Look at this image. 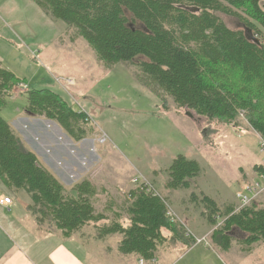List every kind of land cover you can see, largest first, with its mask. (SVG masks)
I'll list each match as a JSON object with an SVG mask.
<instances>
[{"label":"trees","instance_id":"16d2710c","mask_svg":"<svg viewBox=\"0 0 264 264\" xmlns=\"http://www.w3.org/2000/svg\"><path fill=\"white\" fill-rule=\"evenodd\" d=\"M34 2L53 20L66 25L73 33L72 41L83 39L106 69L119 63L136 67V79L161 98L163 109L184 110L224 130L242 129L237 119L244 113L248 126L244 129L264 139V38L258 28L264 30V0ZM218 13L236 18L242 28H228ZM18 85L25 84L0 67V111ZM26 96L28 116L53 122L75 143L90 134L85 115L57 94L32 90ZM253 167L264 174L262 165ZM167 173L166 189H188L200 167L196 161L178 156ZM0 183L28 195L27 210L39 236L56 234L68 240L92 226L99 237L120 235L118 251L144 261L154 260L165 241L193 246L166 217V200L147 187L128 191L117 208L107 203L104 212H111V219L98 212L93 201L99 190L93 184L84 180L66 189L1 116ZM203 202L210 210V227L216 226L215 216L223 218L221 228L208 237L211 245L228 251L233 229L245 236L237 242L246 251L264 242V208L254 203L239 210L229 206L220 214L212 200L204 197ZM104 221L107 223L99 227ZM44 226L50 230H42Z\"/></svg>","mask_w":264,"mask_h":264},{"label":"rangeland","instance_id":"374dc122","mask_svg":"<svg viewBox=\"0 0 264 264\" xmlns=\"http://www.w3.org/2000/svg\"><path fill=\"white\" fill-rule=\"evenodd\" d=\"M23 2L18 17L4 18L5 25L25 44L18 46L17 53L10 51L13 61L5 64L7 70L23 81L29 91H51L83 113L90 131L86 139L75 143L44 118L46 121L36 127L23 128L36 144L41 163L66 189L88 180L99 190L93 205L111 219L112 213L104 212L107 203L117 208L124 194L144 185L166 200L176 221H181L185 231L189 230L194 237L209 231L210 237L222 225L223 218L218 215L214 219L216 226L210 227L207 221L210 210L203 202L204 197L212 200L221 214L229 206L239 208L235 196L243 190V184H259L264 189V179H258L260 172L256 173L253 167L262 165L263 155L259 152L258 137L244 129L248 128L244 113L237 119L242 129L224 130L195 116L190 119L184 110L178 112L172 106L168 111L163 109L161 98L136 79V67L119 63L106 69L83 39L72 41L73 33L62 21L53 20L34 0ZM217 15L228 28H242L236 18ZM258 28L262 39L264 30ZM22 86L11 90L1 111L6 123L31 117L25 112L24 95L29 91L25 92ZM101 137L104 142L99 143ZM178 156L196 161L200 173L188 189L171 191L165 188L167 170ZM0 193L18 199L23 210L24 203L30 202L24 191L14 195L1 183ZM252 203L264 208V191ZM21 213L22 207L18 214ZM106 223L100 222L98 226ZM48 229L42 227L44 231ZM83 232L91 264L98 261V251L118 245L116 240L121 239L119 235H114L116 239L99 237L93 227ZM232 242L234 254L247 250L236 240ZM174 245L170 240L163 246Z\"/></svg>","mask_w":264,"mask_h":264},{"label":"crops","instance_id":"0c3cea01","mask_svg":"<svg viewBox=\"0 0 264 264\" xmlns=\"http://www.w3.org/2000/svg\"><path fill=\"white\" fill-rule=\"evenodd\" d=\"M23 3V0H0V64L5 69L9 68L5 64L9 60L13 61L10 51L17 53L18 46L25 44L15 31L5 25L4 18L18 17ZM15 20L18 22V18ZM22 87L24 88L25 85ZM24 91L28 92L29 90L25 87ZM24 97L26 105V94ZM43 121L46 120L30 117L28 119H18L11 123L7 122L24 146L28 147L27 149L32 151L39 160L36 144L30 140V137L26 134V129L23 128L27 126L36 127L37 123ZM56 128L58 127L56 126ZM59 131L60 134L65 135L60 129ZM255 136L257 135L255 134ZM21 137L24 138V141ZM9 191L14 195L19 193ZM2 198H9L11 203L0 205V264H91L88 260L89 244L84 241V238L82 239V236H84V229L92 227L84 228L81 236H75L68 240H63L56 234L39 236L34 231L35 227L27 210L30 202L29 204L24 203L23 210V206L18 204H22V202H19L18 199L13 200L10 196L0 193V199ZM21 207L22 213L19 215V208ZM125 226H127V223ZM208 233L210 231L196 238H208ZM230 236L233 239L232 241L245 238L236 229L231 231ZM105 239L116 238L113 235L107 236ZM121 239L118 237L116 244H119ZM207 243H209L208 240ZM117 250L118 245H109L102 248L96 254L98 261L95 264H264V242L252 245L248 251L235 254L233 242L228 251H222L210 243L208 246L199 244L190 247L176 243L173 248L164 246L158 248L156 257L151 261H144L135 254L123 255ZM141 260L142 262H140Z\"/></svg>","mask_w":264,"mask_h":264},{"label":"built area","instance_id":"2783aa9c","mask_svg":"<svg viewBox=\"0 0 264 264\" xmlns=\"http://www.w3.org/2000/svg\"><path fill=\"white\" fill-rule=\"evenodd\" d=\"M98 142L99 143L104 142V138L101 137L98 140ZM258 146H259L260 154L263 155V157L261 158V164H262V166H264V139H262L259 136H258ZM257 177H258V179L262 180V179H264V174H258ZM141 186H144V185H141ZM243 186H244L242 188L243 190L238 192L235 196L237 203H239V208L237 210L251 204L254 201V199H256L264 191V189H262L259 184H255V185L244 184ZM151 190L148 189V191H151ZM152 192L156 195V192H154L153 190H152ZM10 203H11V200L9 198L0 199V205H8ZM165 204H166V202H165ZM166 207H167L166 217L168 218V220L171 223L178 225L180 228H182L184 230V237L186 239H190L191 241H193V245L202 244V245L208 246V243H207L208 238L207 237L196 238L189 232V230L186 232L185 228L183 226V223L177 219L181 224L178 223L175 219V215L169 210V207L167 206V204H166ZM140 262H142V260Z\"/></svg>","mask_w":264,"mask_h":264},{"label":"water","instance_id":"95a60500","mask_svg":"<svg viewBox=\"0 0 264 264\" xmlns=\"http://www.w3.org/2000/svg\"><path fill=\"white\" fill-rule=\"evenodd\" d=\"M252 41L256 44H258V41L256 40V38H252ZM185 115L188 116V118L190 119H194V115L189 113V112H185Z\"/></svg>","mask_w":264,"mask_h":264}]
</instances>
